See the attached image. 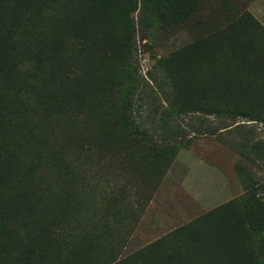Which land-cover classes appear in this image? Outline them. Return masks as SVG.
I'll return each instance as SVG.
<instances>
[{
    "label": "rangeland",
    "instance_id": "374dc122",
    "mask_svg": "<svg viewBox=\"0 0 264 264\" xmlns=\"http://www.w3.org/2000/svg\"><path fill=\"white\" fill-rule=\"evenodd\" d=\"M24 1L0 0V264H264L259 0Z\"/></svg>",
    "mask_w": 264,
    "mask_h": 264
},
{
    "label": "crops",
    "instance_id": "0c3cea01",
    "mask_svg": "<svg viewBox=\"0 0 264 264\" xmlns=\"http://www.w3.org/2000/svg\"><path fill=\"white\" fill-rule=\"evenodd\" d=\"M258 5L259 7L255 10V13L259 18H264V0H259Z\"/></svg>",
    "mask_w": 264,
    "mask_h": 264
},
{
    "label": "trees",
    "instance_id": "16d2710c",
    "mask_svg": "<svg viewBox=\"0 0 264 264\" xmlns=\"http://www.w3.org/2000/svg\"><path fill=\"white\" fill-rule=\"evenodd\" d=\"M27 2H28V0H26ZM25 2V1H24ZM27 2H25V3H27ZM261 205V204H260ZM262 221V223H264V220H260V221H257V222H261Z\"/></svg>",
    "mask_w": 264,
    "mask_h": 264
},
{
    "label": "bare ground",
    "instance_id": "6f19581e",
    "mask_svg": "<svg viewBox=\"0 0 264 264\" xmlns=\"http://www.w3.org/2000/svg\"><path fill=\"white\" fill-rule=\"evenodd\" d=\"M222 73V72H221ZM210 87V86H209Z\"/></svg>",
    "mask_w": 264,
    "mask_h": 264
}]
</instances>
